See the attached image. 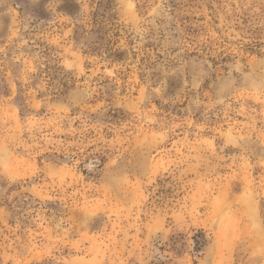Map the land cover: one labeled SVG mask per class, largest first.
I'll return each mask as SVG.
<instances>
[{"label": "rangeland", "instance_id": "obj_1", "mask_svg": "<svg viewBox=\"0 0 264 264\" xmlns=\"http://www.w3.org/2000/svg\"><path fill=\"white\" fill-rule=\"evenodd\" d=\"M0 264H264V0H0Z\"/></svg>", "mask_w": 264, "mask_h": 264}, {"label": "trees", "instance_id": "obj_2", "mask_svg": "<svg viewBox=\"0 0 264 264\" xmlns=\"http://www.w3.org/2000/svg\"><path fill=\"white\" fill-rule=\"evenodd\" d=\"M251 43H253V45L251 46V50H252V47L258 48L261 45L258 41H255V40L253 42H251Z\"/></svg>", "mask_w": 264, "mask_h": 264}]
</instances>
